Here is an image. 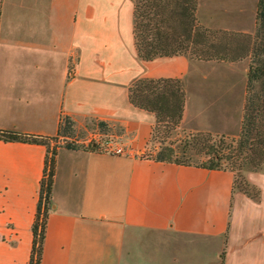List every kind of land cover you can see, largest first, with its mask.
I'll list each match as a JSON object with an SVG mask.
<instances>
[{"label":"crops","instance_id":"0c3cea01","mask_svg":"<svg viewBox=\"0 0 264 264\" xmlns=\"http://www.w3.org/2000/svg\"><path fill=\"white\" fill-rule=\"evenodd\" d=\"M256 5L198 0L196 16L209 28L253 32ZM133 9V0H0V128L54 136L63 115L100 119L133 150L107 153L85 139L56 145L40 264H264V171L245 173L254 197L233 185L230 169L144 156L155 114L128 97L139 77H179L181 125L229 133L210 119L225 94L242 111L248 57L143 59ZM240 63L239 90L233 76L221 98L201 97L214 91L206 67ZM46 152L43 143L0 138V264H28Z\"/></svg>","mask_w":264,"mask_h":264},{"label":"trees","instance_id":"16d2710c","mask_svg":"<svg viewBox=\"0 0 264 264\" xmlns=\"http://www.w3.org/2000/svg\"><path fill=\"white\" fill-rule=\"evenodd\" d=\"M133 36L138 55L152 59L159 55L185 53L205 60L235 61L248 57L245 94L236 138L209 130L188 132L170 138L183 115L186 91L179 77H139L128 87L129 100L153 111L155 122L148 141L153 148L144 156L158 161L193 164L209 169L264 166V0H257L253 32L213 29L196 16L198 0H133ZM75 120L63 115L54 136L0 128V138L46 144L36 209L31 224L32 245L28 264H40L47 217L51 204L56 145L50 140L70 136ZM106 129L107 122L97 120ZM67 147L74 145L66 144ZM234 174V172H233ZM235 175L233 185L235 186ZM246 181L239 189L256 197L258 189Z\"/></svg>","mask_w":264,"mask_h":264},{"label":"rangeland","instance_id":"374dc122","mask_svg":"<svg viewBox=\"0 0 264 264\" xmlns=\"http://www.w3.org/2000/svg\"><path fill=\"white\" fill-rule=\"evenodd\" d=\"M242 65V67L240 66ZM206 73L208 74V76L211 78L209 80H205L204 81V85L207 89H212L214 90L213 92H211V90H205L202 89L201 90V94H202V98L205 100L208 98V96H212L213 98H221L220 95L222 94V90L224 89V87H227V83L231 81L232 77L234 76L235 78H237V87L238 90L240 89V84H239V79L242 76L244 78V69H243V64H238L237 66H234V70L233 71H229L227 68H225L224 66H212V67H206L205 68ZM241 77V78H242ZM208 85V86H207ZM200 90V89H199ZM193 92V91H192ZM197 92V91H196ZM210 92V94H209ZM198 93V92H197ZM200 95V93H198ZM223 95V94H222ZM210 96V97H211ZM225 100L218 104H215L213 112H214V116L211 117L210 121L212 122L213 126L216 128H220L223 127L225 129H227V131L229 133H223L227 136H229V138H236L237 137V133L239 131V126H240V120H241V106L240 103L238 102L237 98H234V101H229V97L227 94H225ZM115 130H119L117 125H107L106 129L101 128L98 124H97V120L95 119H90V118H84V119H80L78 121H75V123L73 124V131L72 134L70 136H66V137H58L55 143L58 144H62V145H66V144H71V145H77V140L80 139H85L87 141L88 138H90L91 135H93L94 133L97 132H113ZM207 130V129H204ZM197 131V130H195ZM210 131V130H209ZM188 132H194L191 130H187L185 127H183L180 125L179 127L171 132L170 138L173 137H182L185 134H187ZM212 133H217V134H222L220 132H213ZM107 133V134H108ZM103 134V133H102ZM153 148V142L147 141V145L145 146V149L143 150L142 154L144 155L145 153H147L150 149ZM262 171H264V166L262 167V169H260ZM247 171H252L250 169H248L247 167H235L233 172L235 175V187L238 188V186H240L241 184L244 185V182L247 181L246 177H245V173ZM249 188H251L250 184H248ZM252 189V188H251Z\"/></svg>","mask_w":264,"mask_h":264},{"label":"built area","instance_id":"2783aa9c","mask_svg":"<svg viewBox=\"0 0 264 264\" xmlns=\"http://www.w3.org/2000/svg\"><path fill=\"white\" fill-rule=\"evenodd\" d=\"M86 146L90 149H95L113 154H130L132 148L125 145L115 135L102 134L101 132L94 133L86 141Z\"/></svg>","mask_w":264,"mask_h":264}]
</instances>
